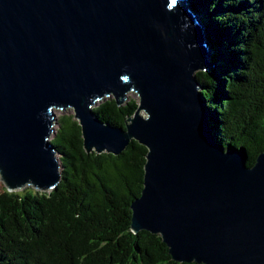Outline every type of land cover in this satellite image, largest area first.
Returning a JSON list of instances; mask_svg holds the SVG:
<instances>
[{
    "label": "water",
    "instance_id": "water-1",
    "mask_svg": "<svg viewBox=\"0 0 264 264\" xmlns=\"http://www.w3.org/2000/svg\"><path fill=\"white\" fill-rule=\"evenodd\" d=\"M187 0H0V179L8 190L56 187L54 110L71 108L83 149L147 148L128 227L160 235L171 258L264 264V150L212 130L197 71L211 63ZM133 92L124 126L92 108Z\"/></svg>",
    "mask_w": 264,
    "mask_h": 264
},
{
    "label": "trees",
    "instance_id": "trees-1",
    "mask_svg": "<svg viewBox=\"0 0 264 264\" xmlns=\"http://www.w3.org/2000/svg\"><path fill=\"white\" fill-rule=\"evenodd\" d=\"M198 16L211 66L195 73L223 146L244 149L247 165L264 150V0H187ZM138 105L104 97L92 110L124 126ZM50 139L60 164L56 187L0 190V264H202L171 258L160 235L128 227L143 185L147 148L85 152L73 112L57 117Z\"/></svg>",
    "mask_w": 264,
    "mask_h": 264
},
{
    "label": "rangeland",
    "instance_id": "rangeland-1",
    "mask_svg": "<svg viewBox=\"0 0 264 264\" xmlns=\"http://www.w3.org/2000/svg\"><path fill=\"white\" fill-rule=\"evenodd\" d=\"M109 97H112L113 98V95H110ZM126 98H128V99H135V100H137L138 101V96L135 94V93H133V92H129V93H127L126 94ZM98 104V103H97ZM65 111H67V112H73V110L71 109V108H67V109H64V110H59V109H55L54 110V113H55V117H56V120H57V117L59 116V115H61L63 112H65ZM57 128V125L56 124H54V129H56ZM53 136V134H51V136H50V138ZM57 157H58V155H57ZM4 186V183H3V181L0 179V190H1V188Z\"/></svg>",
    "mask_w": 264,
    "mask_h": 264
},
{
    "label": "snow or ice",
    "instance_id": "snow-or-ice-1",
    "mask_svg": "<svg viewBox=\"0 0 264 264\" xmlns=\"http://www.w3.org/2000/svg\"><path fill=\"white\" fill-rule=\"evenodd\" d=\"M173 2H175V0H173Z\"/></svg>",
    "mask_w": 264,
    "mask_h": 264
}]
</instances>
